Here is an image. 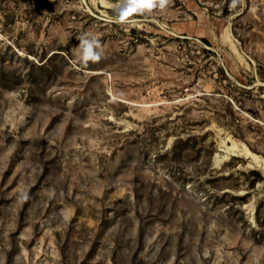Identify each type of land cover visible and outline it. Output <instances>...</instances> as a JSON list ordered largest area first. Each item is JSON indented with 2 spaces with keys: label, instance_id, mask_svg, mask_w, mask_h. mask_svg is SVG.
<instances>
[{
  "label": "rangeland",
  "instance_id": "374dc122",
  "mask_svg": "<svg viewBox=\"0 0 264 264\" xmlns=\"http://www.w3.org/2000/svg\"><path fill=\"white\" fill-rule=\"evenodd\" d=\"M0 264H264V0H0Z\"/></svg>",
  "mask_w": 264,
  "mask_h": 264
},
{
  "label": "clouds",
  "instance_id": "9594fccd",
  "mask_svg": "<svg viewBox=\"0 0 264 264\" xmlns=\"http://www.w3.org/2000/svg\"><path fill=\"white\" fill-rule=\"evenodd\" d=\"M170 0H159V6H164L169 3ZM78 58L80 62L87 66L89 61L98 62L103 56L101 43L99 39L91 34L85 33L80 38Z\"/></svg>",
  "mask_w": 264,
  "mask_h": 264
},
{
  "label": "bare ground",
  "instance_id": "6f19581e",
  "mask_svg": "<svg viewBox=\"0 0 264 264\" xmlns=\"http://www.w3.org/2000/svg\"><path fill=\"white\" fill-rule=\"evenodd\" d=\"M226 151H227L228 154L236 155V152H237V150H236V146H235V145H233V146H229V147H227ZM247 153H248L250 156H252V157L254 156V155L250 152V150H247ZM215 163L218 164V155L215 156Z\"/></svg>",
  "mask_w": 264,
  "mask_h": 264
},
{
  "label": "snow or ice",
  "instance_id": "6c2138e0",
  "mask_svg": "<svg viewBox=\"0 0 264 264\" xmlns=\"http://www.w3.org/2000/svg\"><path fill=\"white\" fill-rule=\"evenodd\" d=\"M139 2H140L141 4H147V3L150 2V0H139Z\"/></svg>",
  "mask_w": 264,
  "mask_h": 264
},
{
  "label": "trees",
  "instance_id": "16d2710c",
  "mask_svg": "<svg viewBox=\"0 0 264 264\" xmlns=\"http://www.w3.org/2000/svg\"><path fill=\"white\" fill-rule=\"evenodd\" d=\"M206 42L209 44L210 42L206 40Z\"/></svg>",
  "mask_w": 264,
  "mask_h": 264
}]
</instances>
